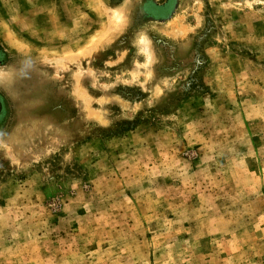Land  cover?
Instances as JSON below:
<instances>
[{
	"label": "rangeland",
	"instance_id": "obj_1",
	"mask_svg": "<svg viewBox=\"0 0 264 264\" xmlns=\"http://www.w3.org/2000/svg\"><path fill=\"white\" fill-rule=\"evenodd\" d=\"M0 264H264V0H0Z\"/></svg>",
	"mask_w": 264,
	"mask_h": 264
}]
</instances>
